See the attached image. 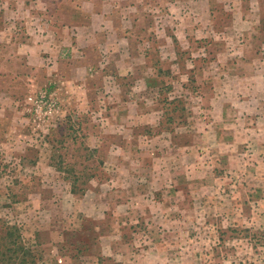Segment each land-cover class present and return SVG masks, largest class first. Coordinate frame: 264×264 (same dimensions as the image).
Masks as SVG:
<instances>
[{
	"label": "rangeland",
	"instance_id": "1",
	"mask_svg": "<svg viewBox=\"0 0 264 264\" xmlns=\"http://www.w3.org/2000/svg\"><path fill=\"white\" fill-rule=\"evenodd\" d=\"M0 220L37 264H264V0H0Z\"/></svg>",
	"mask_w": 264,
	"mask_h": 264
},
{
	"label": "trees",
	"instance_id": "2",
	"mask_svg": "<svg viewBox=\"0 0 264 264\" xmlns=\"http://www.w3.org/2000/svg\"><path fill=\"white\" fill-rule=\"evenodd\" d=\"M37 260L23 243L19 228L0 220V264H37Z\"/></svg>",
	"mask_w": 264,
	"mask_h": 264
},
{
	"label": "crops",
	"instance_id": "3",
	"mask_svg": "<svg viewBox=\"0 0 264 264\" xmlns=\"http://www.w3.org/2000/svg\"><path fill=\"white\" fill-rule=\"evenodd\" d=\"M96 16H98V17H103V16H101V15H98V14H95ZM104 18V17H103ZM221 116H224V113L223 112H221Z\"/></svg>",
	"mask_w": 264,
	"mask_h": 264
}]
</instances>
